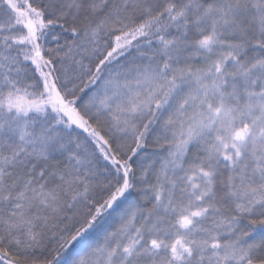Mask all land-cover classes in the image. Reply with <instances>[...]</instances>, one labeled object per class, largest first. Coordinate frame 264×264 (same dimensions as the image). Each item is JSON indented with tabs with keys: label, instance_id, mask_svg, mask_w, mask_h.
Masks as SVG:
<instances>
[{
	"label": "snow or ice",
	"instance_id": "snow-or-ice-1",
	"mask_svg": "<svg viewBox=\"0 0 264 264\" xmlns=\"http://www.w3.org/2000/svg\"><path fill=\"white\" fill-rule=\"evenodd\" d=\"M0 264H264V0H0Z\"/></svg>",
	"mask_w": 264,
	"mask_h": 264
}]
</instances>
